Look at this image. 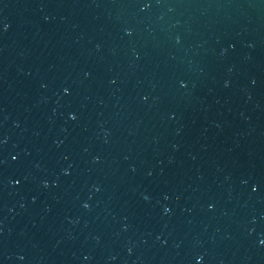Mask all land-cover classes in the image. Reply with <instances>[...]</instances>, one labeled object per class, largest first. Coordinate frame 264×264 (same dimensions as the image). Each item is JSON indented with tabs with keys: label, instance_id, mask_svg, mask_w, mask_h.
I'll return each instance as SVG.
<instances>
[{
	"label": "water",
	"instance_id": "95a60500",
	"mask_svg": "<svg viewBox=\"0 0 264 264\" xmlns=\"http://www.w3.org/2000/svg\"><path fill=\"white\" fill-rule=\"evenodd\" d=\"M0 264H264V0H0Z\"/></svg>",
	"mask_w": 264,
	"mask_h": 264
}]
</instances>
